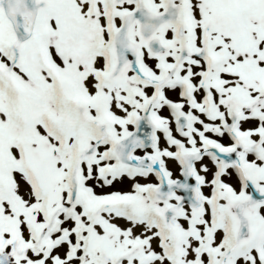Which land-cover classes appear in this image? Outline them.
<instances>
[{"label":"snow or ice","instance_id":"6c2138e0","mask_svg":"<svg viewBox=\"0 0 264 264\" xmlns=\"http://www.w3.org/2000/svg\"><path fill=\"white\" fill-rule=\"evenodd\" d=\"M0 264H264V0H0Z\"/></svg>","mask_w":264,"mask_h":264}]
</instances>
